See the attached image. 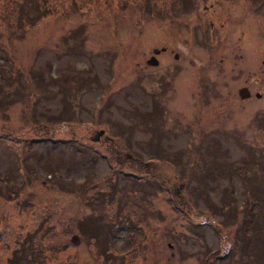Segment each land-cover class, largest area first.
I'll return each instance as SVG.
<instances>
[{"label": "rangeland", "instance_id": "1", "mask_svg": "<svg viewBox=\"0 0 264 264\" xmlns=\"http://www.w3.org/2000/svg\"><path fill=\"white\" fill-rule=\"evenodd\" d=\"M21 1L0 0V264H264V0L194 42L177 0Z\"/></svg>", "mask_w": 264, "mask_h": 264}, {"label": "flooded vegetation", "instance_id": "2", "mask_svg": "<svg viewBox=\"0 0 264 264\" xmlns=\"http://www.w3.org/2000/svg\"><path fill=\"white\" fill-rule=\"evenodd\" d=\"M237 0H203L200 3L198 0H178V8H177V35L180 38L182 34V29H188L191 35V42L196 40V36L200 34L202 38H206L207 35L212 34L218 37H224V31L226 28L225 22L222 19L224 13H226L228 6L231 3L236 2ZM238 2V1H237ZM184 4H188L187 13H182V7ZM218 22L215 24L214 22ZM218 40V47L222 43V39ZM190 42V43H191ZM177 59L180 58L182 52H184V48L181 40L177 42ZM162 52H166V49H163ZM160 54V53H158ZM157 55V53H156ZM211 61V60H210ZM212 63L208 62L204 64V67L201 69L203 76L205 75L204 71H206L211 66ZM208 79V77H207ZM250 87V86H249ZM244 85L242 88H247L251 95L249 98H252V92ZM241 88V89H242ZM240 91V90H239ZM259 93L256 94L258 97ZM247 98V99H249Z\"/></svg>", "mask_w": 264, "mask_h": 264}, {"label": "trees", "instance_id": "3", "mask_svg": "<svg viewBox=\"0 0 264 264\" xmlns=\"http://www.w3.org/2000/svg\"><path fill=\"white\" fill-rule=\"evenodd\" d=\"M26 0H22L21 1V3H24ZM178 1V0H177ZM12 2H14V1H12ZM35 8H37V5L36 4H34L33 5ZM177 8H178V4H177ZM146 9V8H145ZM25 12H24V10H22V9H19V19H21L23 22H24V16H25ZM177 14H178V12H177ZM42 17H44V15L42 16ZM19 23V22H18ZM17 23V24H18ZM14 25V24H13ZM21 27H23V29L25 28V24H24V26H23V24L22 25H20ZM9 44H10V46H12V44H11V41H9ZM125 156H127L128 158H130V159H134L131 155H129V154H125ZM130 223L129 222H124V225L125 226H128ZM123 225V226H124ZM133 225V224H132ZM131 228V227H130ZM219 228V230L222 232V229H220L221 227H218L217 226V229ZM132 230L130 231V237H131V239L133 240V238H135V239H138V238H141L142 237V239H146L147 238V235H146V233L144 232V229L142 228V227H139V229L137 230V231H134L133 230V228H131ZM130 238L127 240V241H130L131 240Z\"/></svg>", "mask_w": 264, "mask_h": 264}, {"label": "water", "instance_id": "4", "mask_svg": "<svg viewBox=\"0 0 264 264\" xmlns=\"http://www.w3.org/2000/svg\"><path fill=\"white\" fill-rule=\"evenodd\" d=\"M158 53V52H157ZM147 64L150 66H158L159 65V61L156 59V57H152L150 60L147 61ZM251 93L247 88H242L239 91V96L241 99H247L248 97H250ZM258 97H261V95L259 94ZM105 134V131H100L97 133V138L94 139V142H98V140H100L99 138L101 136H103ZM108 139V137H106ZM71 242L77 246L81 243V239L78 235H74Z\"/></svg>", "mask_w": 264, "mask_h": 264}]
</instances>
